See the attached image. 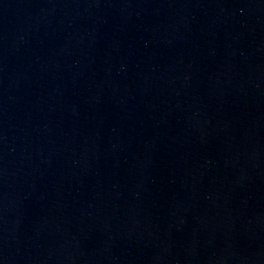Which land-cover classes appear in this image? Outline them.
<instances>
[{
    "label": "water",
    "instance_id": "water-1",
    "mask_svg": "<svg viewBox=\"0 0 264 264\" xmlns=\"http://www.w3.org/2000/svg\"><path fill=\"white\" fill-rule=\"evenodd\" d=\"M26 0H0V77L9 56Z\"/></svg>",
    "mask_w": 264,
    "mask_h": 264
}]
</instances>
